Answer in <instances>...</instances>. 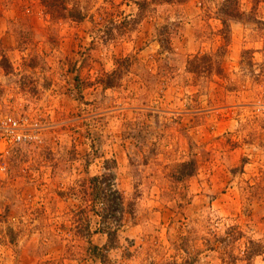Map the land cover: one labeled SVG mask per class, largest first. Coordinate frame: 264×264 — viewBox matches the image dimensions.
I'll list each match as a JSON object with an SVG mask.
<instances>
[{"label": "rangeland", "instance_id": "obj_1", "mask_svg": "<svg viewBox=\"0 0 264 264\" xmlns=\"http://www.w3.org/2000/svg\"><path fill=\"white\" fill-rule=\"evenodd\" d=\"M64 3L0 0V264H264V2Z\"/></svg>", "mask_w": 264, "mask_h": 264}, {"label": "trees", "instance_id": "obj_2", "mask_svg": "<svg viewBox=\"0 0 264 264\" xmlns=\"http://www.w3.org/2000/svg\"><path fill=\"white\" fill-rule=\"evenodd\" d=\"M64 1L65 0H41V3L45 7L47 13L51 16H56V17L58 16V17H63V18L68 17L69 19H71L73 21H77V22L82 21L84 19L83 14L80 11H77V10L73 11L71 9H68L67 6L65 5ZM153 1L155 2V0H153ZM159 1L162 3H169V2H182L185 0H159ZM234 1L235 0H224V3L221 5V8L218 9V12H220L219 14H221V18H219V20H220V23L222 26L221 30L219 31V34L223 35V37H225V38L227 37V35L229 33V26H228L229 23L228 22L230 20L234 21V20L238 19L237 16L239 13L237 14V11L235 9L230 8V5L233 4ZM255 1L257 3L264 2V0H255ZM112 39H115V38H113L110 34L109 35L107 34V40H112ZM166 42H167V39H166ZM162 43H163V40H162ZM162 47H164L163 44H162ZM205 58H208L209 62H205V61L201 60V59H205ZM201 59H199L200 61H196L193 59V60H189L187 62L189 72L190 71H197V70H200L199 68H201V69H205V72H207L208 75H210V73L212 72L211 67L212 66L215 67L216 62L211 61L212 58L210 56H203ZM129 63H130V59L128 57L117 62V68L115 69V71H113V78L111 77V80H106L103 82L105 87H112L113 85L115 86L116 85L115 82L117 80H120V78L123 76L124 72L126 71V69L129 66ZM206 64H209V67L205 66ZM215 71H216L215 74L219 73L218 66L215 67ZM193 172H194V167L192 164L191 170L187 173H183L182 176L189 177L193 174ZM102 176H101L102 177L101 180L105 181L104 179L106 178V176L105 175H102ZM95 179L98 180V178H94V179H91V181L95 180ZM94 189H95V192H97L98 188L95 187ZM103 192H104L103 188L99 189L98 197ZM101 196L103 197L102 198L103 201H105V203H106V204H104L106 211H108V213H112L113 209H114L113 204H115L114 201H116V200L120 201L118 199L119 197H115L117 195L113 196V194H111V195L103 194ZM116 204L119 206V202H117ZM120 204H121V202H120ZM102 218H107V215L103 214ZM256 253L257 252H255V251L254 252L250 251L248 256H247V259L251 260L252 256H255ZM248 264H249V262H248Z\"/></svg>", "mask_w": 264, "mask_h": 264}, {"label": "built area", "instance_id": "obj_3", "mask_svg": "<svg viewBox=\"0 0 264 264\" xmlns=\"http://www.w3.org/2000/svg\"><path fill=\"white\" fill-rule=\"evenodd\" d=\"M5 136L12 142L19 143L28 138L26 130L20 122L12 117H7L3 121Z\"/></svg>", "mask_w": 264, "mask_h": 264}]
</instances>
